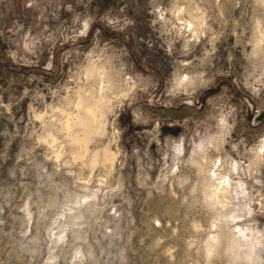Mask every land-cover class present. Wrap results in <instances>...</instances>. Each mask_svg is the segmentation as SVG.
<instances>
[{
  "label": "rangeland",
  "instance_id": "obj_1",
  "mask_svg": "<svg viewBox=\"0 0 264 264\" xmlns=\"http://www.w3.org/2000/svg\"><path fill=\"white\" fill-rule=\"evenodd\" d=\"M263 106L264 0H0V264H264Z\"/></svg>",
  "mask_w": 264,
  "mask_h": 264
},
{
  "label": "bare ground",
  "instance_id": "obj_2",
  "mask_svg": "<svg viewBox=\"0 0 264 264\" xmlns=\"http://www.w3.org/2000/svg\"><path fill=\"white\" fill-rule=\"evenodd\" d=\"M104 95V94H103ZM103 97V96H102ZM83 100V99H82ZM91 100V99H90ZM95 100H98V99H95ZM99 100H100V98H99ZM85 101V100H84ZM92 101V100H91ZM81 102V101H80ZM94 102V101H93ZM101 102V100L99 101V103ZM105 102H107V101H105ZM95 103H96V101H95ZM97 103H98V101H97ZM98 103V104H99ZM108 103V102H107ZM106 103V104H107ZM92 105H93V103H91ZM102 104H103V102H102ZM101 103H100V105H101V108L103 107V105H102ZM106 104H104V105H106ZM109 104V103H108ZM84 105V104H83ZM95 105H97V104H95ZM95 105H94V109H93V107L91 108L92 110L90 111V109L89 108H85L84 109V113L86 114V116H87V119H83V118H79L78 120H76V121H73L72 119L71 120H67L65 123H64V128H65V130L67 131V133L69 134V132L73 129V127H75V126H77V127H81V128H88L89 126H91L94 122H95V124H96V121H95V117L92 115V111L93 110H95ZM99 105V106H100ZM106 106H108V105H106ZM105 106V107H106ZM105 107H104V109H105ZM96 109H97V107H96ZM98 110V109H97ZM96 110V111H97ZM101 111V110H100ZM99 110L97 111V112H100ZM97 112H95V114L97 113ZM93 113H94V111H93ZM102 115H103V113H101ZM85 116V115H84ZM82 117V116H81ZM74 119V118H73ZM92 127V126H91ZM90 127V128H91ZM89 128V129H90ZM88 129V130H89ZM85 131H86V129H85ZM91 131H92V129H91ZM72 133V132H71ZM74 138V137H73ZM75 142H77V144L79 143L80 144V146H81V149H82V151H83V148H82V141L81 140H79V138H75V140H74ZM78 144V145H79ZM233 248V247H232Z\"/></svg>",
  "mask_w": 264,
  "mask_h": 264
},
{
  "label": "clouds",
  "instance_id": "obj_3",
  "mask_svg": "<svg viewBox=\"0 0 264 264\" xmlns=\"http://www.w3.org/2000/svg\"><path fill=\"white\" fill-rule=\"evenodd\" d=\"M184 12V8H180L179 9V13H183ZM178 13V14H179ZM181 23L185 24L189 29H191L192 25L191 24H188L186 21H181ZM185 79H187V77H185ZM221 124H226V121L221 118V121H220ZM261 147L259 148V152L260 153H264V137L261 138ZM211 146V145H210ZM199 147V146H198ZM236 146L234 145L233 148H235ZM262 159H264V157H262ZM215 167H220V160L217 159L215 161ZM215 167L213 168L212 172L210 173V175L212 176L213 179L216 178L217 176V173L215 171ZM235 168V164L233 163V170ZM220 185L221 186H226V185H229V178H228V175H224L223 178L219 181ZM239 184V182H237ZM256 183H260L259 180L256 181ZM239 187L241 188V192L240 194L241 195H247V193L243 192V185H239ZM216 192H219L220 191V188H216L215 189ZM214 198V197H213Z\"/></svg>",
  "mask_w": 264,
  "mask_h": 264
},
{
  "label": "water",
  "instance_id": "obj_4",
  "mask_svg": "<svg viewBox=\"0 0 264 264\" xmlns=\"http://www.w3.org/2000/svg\"><path fill=\"white\" fill-rule=\"evenodd\" d=\"M264 119V106L263 108L252 117L251 123L252 125L259 124Z\"/></svg>",
  "mask_w": 264,
  "mask_h": 264
}]
</instances>
